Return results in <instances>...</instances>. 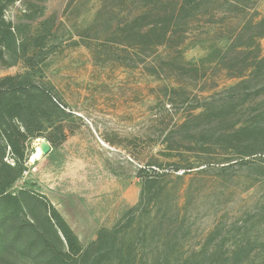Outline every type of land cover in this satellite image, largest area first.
Segmentation results:
<instances>
[{
    "label": "rangeland",
    "instance_id": "374dc122",
    "mask_svg": "<svg viewBox=\"0 0 264 264\" xmlns=\"http://www.w3.org/2000/svg\"><path fill=\"white\" fill-rule=\"evenodd\" d=\"M148 2L8 4L5 18L23 37L43 24L50 30L35 78L64 112H54L55 125L43 134L58 138V126L65 133L57 145L47 137L29 144L28 172L14 188L25 186L54 205L81 243L93 244V253L112 248L103 264H116L123 248L132 251L133 264H264V155L243 162L216 153L222 146L207 130L229 123L198 115L231 85L253 79L249 63H218L216 54L246 23L264 18V0H206L166 50L146 56L123 50L119 27ZM251 50V56L264 54V37ZM180 52L187 60L209 55L211 61L200 63L198 74L181 73ZM23 71L19 61L0 66V77ZM262 109L264 95L253 96L235 121L245 123ZM145 178L155 182L141 198ZM9 229L0 223V236ZM102 230L108 232L103 244L97 242ZM239 247L244 255L235 253ZM7 262L38 264L15 246L2 253L0 263Z\"/></svg>",
    "mask_w": 264,
    "mask_h": 264
},
{
    "label": "trees",
    "instance_id": "16d2710c",
    "mask_svg": "<svg viewBox=\"0 0 264 264\" xmlns=\"http://www.w3.org/2000/svg\"><path fill=\"white\" fill-rule=\"evenodd\" d=\"M16 1L0 0V66L15 65L19 61L25 63V71L0 77V223L10 225L6 234L0 236V258L5 250L15 246L38 264H103L106 255L114 251L112 248L104 247L99 253H93V244L84 246L54 205L25 186L14 188L28 172L27 163L32 154L29 144L34 139L47 137L54 145L65 139L64 130L59 126L56 127L58 138L43 134L46 127H54V112L64 110L35 78L37 59L50 30L46 32L43 24L36 34L23 37L20 30L5 18L6 7ZM146 1L150 2L145 4L139 15L125 20L119 27L123 35V50L132 48L145 56L166 50L175 37L182 38L181 26L198 14L206 0ZM27 2H31L32 6L33 0ZM261 37H264V18L256 23H246L232 40L225 42V47L217 51L218 63L227 61L244 66L249 63L253 79L245 78L231 85L226 97L214 99L198 114L209 121L229 123L208 129L207 136L221 144L222 151L216 153L228 158L241 156L243 162L247 156L256 153L264 155V109L242 124L234 118L247 105L249 98L264 95V54L251 56L252 46H258ZM233 53L235 55L228 59ZM8 57H12L13 61L8 62ZM180 57L183 63L177 69L181 73L198 74L200 63L211 61L209 55L187 60L180 52ZM251 81L258 83L250 88ZM8 156H11L13 164L7 161ZM144 172L146 168L141 167L140 173ZM23 182L27 184L26 180ZM154 182V178L142 181L141 198ZM27 209L39 210L40 215L30 217ZM107 233L106 230L100 231L97 242L103 244ZM235 253L244 255L246 248L239 247ZM132 255L130 249L123 248V258L116 264H133ZM214 255L227 254L215 250Z\"/></svg>",
    "mask_w": 264,
    "mask_h": 264
},
{
    "label": "water",
    "instance_id": "95a60500",
    "mask_svg": "<svg viewBox=\"0 0 264 264\" xmlns=\"http://www.w3.org/2000/svg\"><path fill=\"white\" fill-rule=\"evenodd\" d=\"M41 151L43 154H48L51 151V146L46 142H41Z\"/></svg>",
    "mask_w": 264,
    "mask_h": 264
},
{
    "label": "bare ground",
    "instance_id": "6f19581e",
    "mask_svg": "<svg viewBox=\"0 0 264 264\" xmlns=\"http://www.w3.org/2000/svg\"><path fill=\"white\" fill-rule=\"evenodd\" d=\"M40 155V151L38 150L37 153L35 152L34 155H33V159H36L38 158Z\"/></svg>",
    "mask_w": 264,
    "mask_h": 264
}]
</instances>
